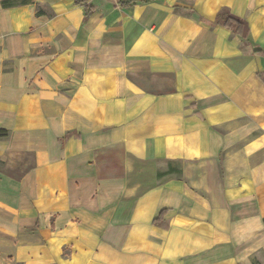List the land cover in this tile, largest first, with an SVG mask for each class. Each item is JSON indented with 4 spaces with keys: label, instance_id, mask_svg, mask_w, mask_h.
<instances>
[{
    "label": "crops",
    "instance_id": "crops-1",
    "mask_svg": "<svg viewBox=\"0 0 264 264\" xmlns=\"http://www.w3.org/2000/svg\"><path fill=\"white\" fill-rule=\"evenodd\" d=\"M84 2L0 0V264H264V0Z\"/></svg>",
    "mask_w": 264,
    "mask_h": 264
},
{
    "label": "trees",
    "instance_id": "trees-1",
    "mask_svg": "<svg viewBox=\"0 0 264 264\" xmlns=\"http://www.w3.org/2000/svg\"><path fill=\"white\" fill-rule=\"evenodd\" d=\"M75 1L77 3H81V4L83 3L84 4V6L86 7V11H85L86 13L85 14H89L90 11L92 10L91 7H89L85 4L84 0H75ZM213 23L221 24L222 26L227 27L234 34L241 35L242 37H248L247 23L243 19L231 14L225 8L221 9L217 13L216 18L213 21ZM259 77L261 78V80L264 83V72L259 73ZM3 134H5V131L0 130V136H2ZM162 213H164V211H161L160 214H162ZM160 214H159V217H160Z\"/></svg>",
    "mask_w": 264,
    "mask_h": 264
}]
</instances>
